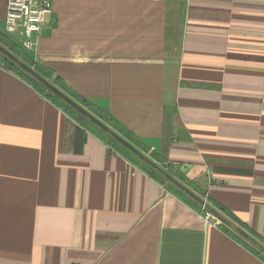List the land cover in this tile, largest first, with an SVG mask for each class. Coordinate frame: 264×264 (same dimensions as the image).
Here are the masks:
<instances>
[{
  "label": "crops",
  "instance_id": "1",
  "mask_svg": "<svg viewBox=\"0 0 264 264\" xmlns=\"http://www.w3.org/2000/svg\"><path fill=\"white\" fill-rule=\"evenodd\" d=\"M50 1L27 54L264 239V0ZM0 264L264 260L0 66Z\"/></svg>",
  "mask_w": 264,
  "mask_h": 264
},
{
  "label": "trees",
  "instance_id": "2",
  "mask_svg": "<svg viewBox=\"0 0 264 264\" xmlns=\"http://www.w3.org/2000/svg\"><path fill=\"white\" fill-rule=\"evenodd\" d=\"M0 45L5 48L7 51H9L11 54L16 56L19 60H21L23 63L31 67L36 73H38L41 77L45 78L47 81L52 83L55 87L60 89L63 93L68 95L72 100H74L77 104L82 106L84 109H86L89 113H91L93 116H95L97 119H99L101 122H103L105 125H107L109 128H111L113 131H115L117 134H119L122 138L127 140L129 143H131L134 147L138 149L137 140L136 137L129 132L118 120H116L108 110L101 108L94 103H92L90 100L86 99L85 97L79 95L76 93L73 89H71L65 81L55 74L51 69L47 68L46 66L42 65L39 62H35L32 57H30L27 54V50L23 49L20 44L14 40L11 36H9L4 30H0ZM0 66H2L4 69L13 72L21 79L25 80L27 83H29L35 90H37L41 95L45 96L48 100H50L53 104L60 107L65 113H67L71 118H73L76 122L79 123L82 127L93 133L94 135L101 138L105 143L109 145V147L115 151L120 152L129 160L136 162L140 167H142L148 174L153 176L156 180H158L161 184L165 185L168 190L173 192L177 197H179L181 200L185 201L189 205L193 206L197 209H202V207L195 202L192 198L187 196L184 192H182L180 189H178L176 186L168 182L163 176H161L158 172L153 170L150 166L145 164L143 161H141L138 157H136L134 154H132L129 150L124 148L121 144H119L116 140L111 138L109 135H107L103 130H101L98 126H96L93 122H91L89 119H87L85 116L80 114L77 110H75L73 107H71L69 104L64 102L61 98L53 94L49 89H47L43 84L38 82L33 76L28 74L26 71H24L21 67H19L17 64H15L13 61H11L8 57H6L3 53L0 52ZM140 150V149H139ZM148 150V147L146 148ZM146 150L142 151L144 154H146ZM141 151V150H140ZM147 155V154H146ZM149 158H151L154 162L159 164L162 168H164L167 172H169L171 175H173L175 178H177L180 182L185 184L188 188L196 192L199 196L200 194L198 190L193 187L190 182L186 181L181 176H178L177 173L173 172L171 169H168L167 166L163 164V159L161 157L155 156V154L147 155ZM204 198V197H203ZM206 200V198H204ZM216 210H219L221 214H223L228 219H231V221H235V224L239 225L243 229H245L251 236H253L255 239H257L259 242H261L264 245V239L255 236L252 234L248 229L244 228L240 223L236 222V219H234L229 212L226 211V209L222 206L215 207ZM220 227H222L225 231L229 232L234 237H237L241 242L245 244L250 250L255 252L257 256H259L262 260H264V254L259 251L256 247H254L252 244H250L248 241H246L244 238L239 236L236 232H234L232 229L227 227L225 224L221 223L219 224Z\"/></svg>",
  "mask_w": 264,
  "mask_h": 264
},
{
  "label": "water",
  "instance_id": "3",
  "mask_svg": "<svg viewBox=\"0 0 264 264\" xmlns=\"http://www.w3.org/2000/svg\"><path fill=\"white\" fill-rule=\"evenodd\" d=\"M0 52L3 53L6 57H8L11 61H13L15 64H17L19 67H21L24 71H26L28 74L33 76L38 82L43 84L47 89H49L53 94L61 98L64 102L69 104L71 107H73L75 110H77L80 114L85 116L87 119H89L91 122H93L96 126H98L101 130H103L107 135H109L111 138L116 140L119 144H121L124 148L129 150L132 154H134L136 157H138L141 161H143L145 164L150 166L153 170L158 172L161 176H163L168 182L176 186L178 189H180L182 192H184L187 196L192 198L195 202H197L202 208L208 212H210L215 218H217L221 223L225 224L227 227L232 229L234 232H236L239 236L244 238L246 241H248L250 244H252L254 247H256L259 251H261L264 254V245L259 242L257 239H255L253 236H251L247 231H245L243 228H241L239 225L232 222L230 219L225 217L223 214H221L218 210H216L214 207H212L210 204L206 202L204 198L199 196L196 192L188 188L185 184L180 182L177 178H175L173 175H171L169 172H167L164 168H162L159 164L154 162L151 158H149L146 154L138 150L136 147H134L131 143H129L127 140L122 138L119 134H117L115 131H113L111 128H109L107 125H105L103 122H101L99 119H97L95 116H93L91 113H89L86 109H84L82 106L77 104L74 100H72L68 95L63 93L60 89L55 87L52 83L47 81L45 78L41 77L38 73H36L31 67L23 63L21 60H19L16 56L11 54L9 51H7L5 48H3L0 45Z\"/></svg>",
  "mask_w": 264,
  "mask_h": 264
},
{
  "label": "built area",
  "instance_id": "4",
  "mask_svg": "<svg viewBox=\"0 0 264 264\" xmlns=\"http://www.w3.org/2000/svg\"><path fill=\"white\" fill-rule=\"evenodd\" d=\"M52 11L50 0H6L3 30L29 51L37 44V36ZM204 210V209H203ZM204 218L215 225L221 222L204 210Z\"/></svg>",
  "mask_w": 264,
  "mask_h": 264
}]
</instances>
